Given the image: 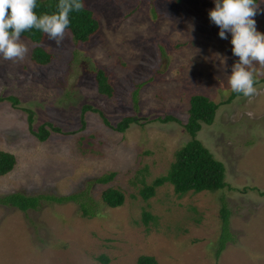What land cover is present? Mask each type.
Here are the masks:
<instances>
[{
	"label": "rangeland",
	"instance_id": "374dc122",
	"mask_svg": "<svg viewBox=\"0 0 264 264\" xmlns=\"http://www.w3.org/2000/svg\"><path fill=\"white\" fill-rule=\"evenodd\" d=\"M258 3L254 19L264 33V2ZM84 4L99 22L87 41L68 32L57 45L45 36L40 46L51 54L45 65L32 61L35 44L24 38L23 61L0 57V97L18 99L0 102V149L16 158L0 176V196L86 191L98 212L81 216L71 201L41 200L27 211L0 204V264H137L141 254L160 264H264V83L255 84L254 96L232 95L227 77L238 58L231 34L221 39L209 20L213 0ZM256 67V77H264ZM97 68L108 77L111 96L98 91ZM194 94L219 104L212 124H203L195 138L224 163L230 187L179 196L165 183L144 200L139 190L165 175L174 152L190 139L183 124ZM25 109L33 112L31 124ZM125 116L136 120L124 132L115 130ZM165 116L174 119L161 121ZM43 123L61 131L40 141L31 127ZM107 171L115 172L111 181L88 183ZM109 186L125 194L123 205L101 201ZM220 196L234 240L216 254ZM143 210L153 216L146 224Z\"/></svg>",
	"mask_w": 264,
	"mask_h": 264
},
{
	"label": "trees",
	"instance_id": "16d2710c",
	"mask_svg": "<svg viewBox=\"0 0 264 264\" xmlns=\"http://www.w3.org/2000/svg\"><path fill=\"white\" fill-rule=\"evenodd\" d=\"M174 1L180 3L183 0ZM259 1L260 0H257V3ZM57 4L58 0H37L35 11L38 15L43 13L50 14L57 11ZM98 28V20L85 4L81 11L72 12L70 14V26L68 32L76 42L80 43L87 41L91 35L97 32ZM45 36L44 33L35 29L22 33L21 35V38L27 39L35 44L31 51V59L35 63L42 65L47 64L51 59V54L40 46V43ZM95 78L98 83V91L107 96H111L113 87L102 69L97 68ZM256 83H264V77L260 79L256 77ZM140 85H142V83H139L137 88ZM136 93L137 89L133 92V100L135 103ZM237 94L238 93L232 92L233 96H236ZM3 100L11 101L14 104L18 103V99L11 95L0 97V102ZM218 106V103L201 94H194L190 97L187 119L183 124L190 139L174 152V160L171 162L170 168L165 175L158 176L151 184H144V179L140 180L144 185L139 190V193H141L144 200L153 196L156 189L165 183L172 185L174 191L179 196L188 192L198 193L208 191L210 193H218L225 187L226 189H229L230 186L227 185V181H225L224 163L217 159L198 138H195L196 133L202 128L203 124H212ZM25 110L28 113V121L31 124L34 120L33 112L30 109ZM84 111L86 110L83 108L81 111L82 121L84 119ZM159 118L161 121L174 119L172 116ZM135 120L136 119L133 116H125L116 123L114 128L119 132H124L130 123ZM104 121L110 125L106 120ZM31 130L40 141L47 140L52 132L61 131L60 128L55 127L51 123H43L38 126L37 130H33L31 127ZM15 164V155L0 149V176L9 173L14 168ZM114 176V171H107L90 179L88 183H107L111 181ZM85 193L86 191H80L56 196L49 194L26 195L23 192L16 191L0 196V204L15 207L20 211H27L28 209L39 208L41 200H49L59 203L71 201L78 204L81 216L93 217L98 212L97 206H95L96 201L89 196H86ZM124 200L125 194L118 188L109 186L101 192V201L108 207H119L123 205ZM230 214L226 200L220 196L218 218L221 223V229L218 237L216 254L223 249L227 242L234 240V235L229 228ZM142 216L145 224L153 218L147 210H143ZM136 262L137 264H160L153 255L149 254L139 255Z\"/></svg>",
	"mask_w": 264,
	"mask_h": 264
},
{
	"label": "clouds",
	"instance_id": "9594fccd",
	"mask_svg": "<svg viewBox=\"0 0 264 264\" xmlns=\"http://www.w3.org/2000/svg\"><path fill=\"white\" fill-rule=\"evenodd\" d=\"M208 10L209 20L218 29L221 39L231 34V51L238 59L233 62L227 77L232 92L251 97L257 93V65L264 69V33L256 28L254 17L261 11L257 0H213ZM264 2V0H262ZM37 0H0V57L21 62L28 47L21 39L22 33L38 30L59 45L70 26V14L83 9V0H58L57 11L38 15ZM222 66L227 57L217 54ZM264 75V72L259 73Z\"/></svg>",
	"mask_w": 264,
	"mask_h": 264
}]
</instances>
